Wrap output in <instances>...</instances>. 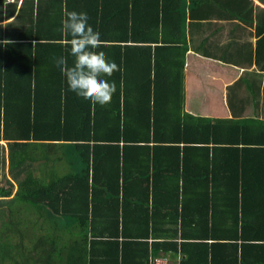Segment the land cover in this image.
I'll list each match as a JSON object with an SVG mask.
<instances>
[{"label": "trees", "instance_id": "trees-1", "mask_svg": "<svg viewBox=\"0 0 264 264\" xmlns=\"http://www.w3.org/2000/svg\"><path fill=\"white\" fill-rule=\"evenodd\" d=\"M65 11L91 17L98 52L118 66L103 107L69 93L52 62L72 63ZM254 13L264 20L251 0H0V264H17L23 247L7 239L28 227L24 213L13 221L17 201L38 217L22 256L44 264L174 263L178 253L177 264H264V117L183 110L189 26L210 16L222 31ZM216 50L206 56L227 59ZM56 151L70 164L61 174L58 155L46 165ZM39 217L51 218L49 236Z\"/></svg>", "mask_w": 264, "mask_h": 264}, {"label": "crops", "instance_id": "crops-1", "mask_svg": "<svg viewBox=\"0 0 264 264\" xmlns=\"http://www.w3.org/2000/svg\"><path fill=\"white\" fill-rule=\"evenodd\" d=\"M19 3L20 1H18V5ZM211 4L212 7H215V3ZM252 5L264 10V0H253ZM200 13L205 14L206 12L201 11ZM206 19L208 18L199 20L205 27L203 25V28L198 26H189L188 28L190 29L187 34L189 46L184 58L183 71L184 112L190 115L221 118L231 115L251 117L262 115L261 117H264V47L261 44L260 50H258L263 57H258V54L256 55L253 51L250 54L246 53L241 50L243 48L237 47L241 41L252 40L255 42L257 34L255 35L253 31L254 27L246 25V21H242L241 26H238L234 25L239 24L237 20L235 22L226 20L224 22L227 23L226 26L220 31L216 29L215 18L209 16L210 20ZM252 20L259 23L264 21L261 17L256 16H253ZM199 28L201 30L198 31ZM190 31L193 32L190 34ZM263 32L262 29L261 34ZM222 45H224L223 55L229 60L213 58L215 55L219 56L216 47ZM206 54L213 57L206 56ZM9 97L18 98V95L14 96L11 93ZM10 102L15 103L14 101ZM0 143L5 145L6 141L0 140ZM49 154L53 156L49 158L47 166H52V161L58 155V160L63 163L61 164L64 169H69L70 164L62 154L58 151ZM37 161L30 165L38 171L44 167ZM57 163L59 162H54L56 166L54 168L59 167H57ZM19 213L23 214V212ZM174 258L176 261L174 263L170 261L171 264L180 262L179 253Z\"/></svg>", "mask_w": 264, "mask_h": 264}, {"label": "clouds", "instance_id": "clouds-1", "mask_svg": "<svg viewBox=\"0 0 264 264\" xmlns=\"http://www.w3.org/2000/svg\"><path fill=\"white\" fill-rule=\"evenodd\" d=\"M59 31L65 37L72 63L69 65L63 55L53 57L52 62L64 77L67 91L94 106L109 104L116 91V83L110 78L119 69L104 52H98L103 41L100 32L91 26V17L84 12L65 11Z\"/></svg>", "mask_w": 264, "mask_h": 264}, {"label": "rangeland", "instance_id": "rangeland-1", "mask_svg": "<svg viewBox=\"0 0 264 264\" xmlns=\"http://www.w3.org/2000/svg\"><path fill=\"white\" fill-rule=\"evenodd\" d=\"M9 2L11 1V0H8ZM251 2L253 3V0H251ZM251 3V4H252ZM253 7H255V8H258V7H256L255 5H252ZM260 8H258V10H259ZM254 16H255V13H254ZM253 17V16H252ZM257 17V16H256ZM237 19H234V20H232V22H235ZM229 21H231V20H229ZM238 22L237 23H239V24H234V25H238V26H241V22L242 21H244V20H237ZM245 21H246V25H250V26H253L254 27V29H253V31L255 32V35L257 34V38L255 39V42L254 41H252V40H249V41H246L247 43H248V45L249 44H251V48L250 49H241V48H243V47H240V45H241V43H239L238 44V48L239 49H241V50H244V51H246V53H248L249 52V54L250 53H252V51L253 52H255L256 53V55L258 54V57H263L260 53H259V51L258 50H260V45L262 44L263 45V47H264V42L263 41H261L262 40V38H263V35H264V32L261 34V32H262V30L261 31H258V24H262V25H264V21L263 22H261V23H259V22H253V20L251 19V20H246V18H245ZM260 33V34H259ZM241 42H245V41H241ZM247 56V55H246ZM264 58V57H263ZM262 116V115H261ZM261 116L259 117V118H261ZM64 172V167L63 166H61V169L59 170V173L61 174V173H63ZM5 183H4V179L3 178H1V180H0V185H4ZM14 207L13 208H11L10 210H16V212L14 213V214H12V217H13V215L14 216H16V217H13V221H16V219H20V213L19 212H23L24 214V217H23V215H21V217L23 218V219H25V220H29L28 222H26V225L29 227H27L29 230L31 229L32 230V222L36 219V218H38L37 217V214H35V213H33V210L34 209H32V208H30V209H28L29 207L28 206H26L23 202H20V201H17V202H15V205H13ZM4 209V214H3V217L4 218H6V219H8L9 220V216H7V214H6V212H7V209H6V207H4L3 208ZM18 215V216H17ZM5 216H7V217H5ZM8 220H6V221H8ZM51 221V218H47V219H45L44 217H39V219H37L36 220V222L38 223L37 225H34V227H36V228H38L39 230L41 229L42 231H40L42 234H43V236H46V234H48L47 236H49L51 233L48 231V230H44L43 229V227H45L46 225H48L49 224V222ZM66 225V224H65ZM16 226H18L17 224H16ZM16 226H15V228H16ZM52 226V227H51ZM19 227H20V225L18 226V229H19ZM49 230H54V226L52 225V224H49ZM26 228V231H23V228H22V231L21 232H23L24 233V236L23 237H21L18 233L17 234H15V235H11L10 237H8L7 239H9L12 243H17V242H23V247H25V252L26 253H29V255H32V252L33 251H31V249H30V247L32 246V243L34 242V239H32L31 240V236H30V238H29V240L28 239H26V234H28L29 233V230ZM37 230V229H36ZM39 230H38V232H39ZM60 232L61 233H63V232H65V233H63V234H65L66 236H68V231H67V229L66 228H64L63 230H60ZM17 247H20V254L19 253H16V260H17V264H44V263H42V262H39L38 260H31L30 258H26V257H23L22 256V250H23V247L21 246V245H19V244H17ZM16 249V248H15ZM10 250H11V247H10ZM42 252H47V244H43L42 245V250H41ZM14 253V252H13ZM42 257H44V256H42ZM18 260H20V261H18ZM51 260L53 261V263L55 264V262H56V258H54V257H51ZM5 262H7V260L5 261ZM13 262V261H12ZM8 263V262H7ZM5 264V263H4ZM57 264V263H56Z\"/></svg>", "mask_w": 264, "mask_h": 264}, {"label": "built area", "instance_id": "built-area-1", "mask_svg": "<svg viewBox=\"0 0 264 264\" xmlns=\"http://www.w3.org/2000/svg\"><path fill=\"white\" fill-rule=\"evenodd\" d=\"M152 264H167L165 258H155L153 261H152Z\"/></svg>", "mask_w": 264, "mask_h": 264}, {"label": "bare ground", "instance_id": "bare-ground-1", "mask_svg": "<svg viewBox=\"0 0 264 264\" xmlns=\"http://www.w3.org/2000/svg\"><path fill=\"white\" fill-rule=\"evenodd\" d=\"M158 257H160V258H165L167 264H171L169 258H167V257H165V256H160V255H156V256H154V257L152 258V260H150V264H152V261H153L155 258H158ZM176 264H177V263H176Z\"/></svg>", "mask_w": 264, "mask_h": 264}]
</instances>
